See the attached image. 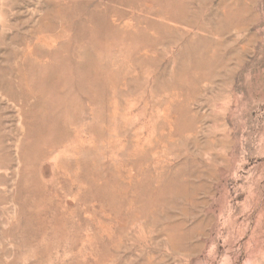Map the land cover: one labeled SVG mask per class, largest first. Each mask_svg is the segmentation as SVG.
Masks as SVG:
<instances>
[{
  "label": "rangeland",
  "instance_id": "1",
  "mask_svg": "<svg viewBox=\"0 0 264 264\" xmlns=\"http://www.w3.org/2000/svg\"><path fill=\"white\" fill-rule=\"evenodd\" d=\"M0 264H264V0H0Z\"/></svg>",
  "mask_w": 264,
  "mask_h": 264
},
{
  "label": "bare ground",
  "instance_id": "2",
  "mask_svg": "<svg viewBox=\"0 0 264 264\" xmlns=\"http://www.w3.org/2000/svg\"><path fill=\"white\" fill-rule=\"evenodd\" d=\"M11 73V72H10ZM27 77V76H26ZM43 77V76H42ZM26 80H28V78L26 79ZM79 85V84H78ZM53 86H55V85H53ZM57 88V87H56ZM9 92V91H8ZM34 96H36V95H34ZM37 99V98H36ZM40 100V99H39ZM27 111V110H26ZM25 111V112H26ZM24 114V113H23ZM28 114H29V112H28ZM34 115V114H33ZM45 115V114H44ZM24 117H26L25 115H23ZM84 116V115H83ZM29 117H30V115H29ZM27 119H29V118H27ZM40 123V122H39ZM48 125H50V124H48ZM55 125V124H54ZM56 126V125H55ZM22 127V126H21ZM44 127V126H43ZM47 127H50V126H47ZM52 128H53V126H51ZM80 127V126H79ZM46 127H44V129H45ZM81 128V127H80ZM48 129V128H47ZM42 131V130H41ZM49 131V130H48ZM25 140V139H24ZM47 140V139H46ZM16 143V142H15ZM71 148V147H70ZM80 151V150H79ZM77 163V162H76Z\"/></svg>",
  "mask_w": 264,
  "mask_h": 264
}]
</instances>
